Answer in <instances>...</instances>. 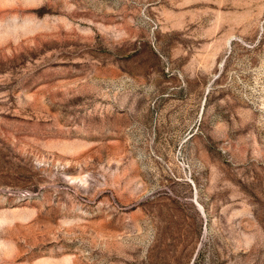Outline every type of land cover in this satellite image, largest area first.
<instances>
[{"label":"rangeland","instance_id":"rangeland-1","mask_svg":"<svg viewBox=\"0 0 264 264\" xmlns=\"http://www.w3.org/2000/svg\"><path fill=\"white\" fill-rule=\"evenodd\" d=\"M0 264H264V0H0Z\"/></svg>","mask_w":264,"mask_h":264}]
</instances>
